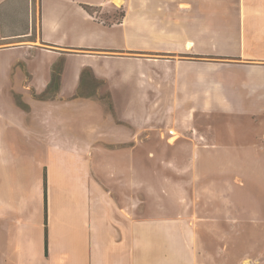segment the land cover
Masks as SVG:
<instances>
[{
	"label": "crops",
	"instance_id": "0c3cea01",
	"mask_svg": "<svg viewBox=\"0 0 264 264\" xmlns=\"http://www.w3.org/2000/svg\"><path fill=\"white\" fill-rule=\"evenodd\" d=\"M17 1L26 4L29 14L20 30L10 20ZM209 3L227 4L228 10L218 5L209 13ZM122 5V19L105 23L94 10L116 7L113 0H0V71L2 57L16 56L30 73L16 88L30 107L0 113V264H184L177 249L179 221L145 219L138 200L145 178L139 155L133 152L125 167L97 157L98 144L104 151L134 148L136 142L124 129L115 137L109 133L108 142H114L109 145L99 136H77L74 111L66 108L102 102L98 93L84 92L89 81L83 73L90 70L106 85L114 104L128 102L130 111L122 112V123L133 118L132 124L142 130L146 115L161 113L159 100H201L210 108L209 96L221 106L226 98L228 108H223L229 111L225 91L209 94L211 62L205 59H264V0H124ZM210 18L217 21L213 28ZM113 29L119 34L113 36ZM210 30L226 38L221 49L219 44L216 50L215 45L209 48ZM226 64L244 67L236 75L217 73L238 80V105L246 101L241 90L249 89L254 96L250 116H264V76H255L264 73V65ZM56 65L61 66L60 87L43 97ZM8 81L12 84L11 77ZM162 89L168 96L161 97ZM107 182L115 184L119 198L104 187Z\"/></svg>",
	"mask_w": 264,
	"mask_h": 264
},
{
	"label": "rangeland",
	"instance_id": "374dc122",
	"mask_svg": "<svg viewBox=\"0 0 264 264\" xmlns=\"http://www.w3.org/2000/svg\"><path fill=\"white\" fill-rule=\"evenodd\" d=\"M233 4L230 3L231 8L236 7V3ZM113 5L116 7L95 9L94 15L105 23L120 21L124 6H119L114 0ZM218 5L220 7L221 4ZM218 5L209 3L208 12L218 9ZM12 6L11 26L20 30L26 26L27 6L23 1H17ZM227 7V4L221 5V10H228ZM209 22L212 28L217 25L212 18ZM119 31L113 29L109 32L114 36ZM210 32L209 48L215 45L213 49L216 50V44H219L221 49L226 38L223 34L216 35L213 30ZM247 44L250 47L248 38ZM253 48L263 49L262 46ZM148 55L171 57L167 53ZM187 57L196 59L193 54ZM205 60L211 62L209 94L225 91L229 97V111L224 106L226 98L221 106L214 103L216 97L209 96L210 108L204 107L201 100H159L161 113L151 117L146 115V111L142 130V126L132 124L133 118L129 117L132 122L128 119L125 120L127 123H122L120 115L130 111L128 102L118 100L114 104L106 85L92 74L85 76L89 84L84 92L98 93L102 102L79 103L66 110L74 111L72 118L77 136H99L104 145H109L114 143L108 142L109 133L112 131L115 137L124 129L136 142L137 147L134 148H106L104 151L98 144L97 157L107 161L112 159L125 167L130 166L133 152L139 155L144 163L145 178L143 198L138 200L145 208V219L179 221L177 249L184 264H264V116H250L254 114L253 101L250 100L254 96L249 89L241 90L240 96L246 101L239 106V95L235 90L238 80L236 82L231 76L220 78L221 75L217 74L224 71L236 75L244 68L226 63L264 65V59L214 55ZM10 62H15L13 69L7 67ZM29 76L26 65L21 61L17 63L16 56L2 57L0 113L30 107L16 91ZM255 76L260 78L264 73ZM9 77L12 84L8 81ZM217 78L221 81L217 82ZM240 78L243 77L240 75ZM154 95L157 94L150 93L151 97ZM160 95L163 98L168 96L167 89H162ZM144 105L150 108L151 102H144ZM116 107L119 108L118 113ZM239 108L246 111H239ZM102 110L108 114L112 111L113 117L108 114L103 117ZM22 119L21 125L24 123ZM171 128L178 135H173ZM104 187L112 189L110 191H113L115 199L119 198L113 182H107ZM158 241H155L156 249L160 248ZM159 254L158 250L156 256L160 257Z\"/></svg>",
	"mask_w": 264,
	"mask_h": 264
},
{
	"label": "trees",
	"instance_id": "16d2710c",
	"mask_svg": "<svg viewBox=\"0 0 264 264\" xmlns=\"http://www.w3.org/2000/svg\"><path fill=\"white\" fill-rule=\"evenodd\" d=\"M86 8L91 12L93 13V11L91 10V7L88 6V5H85ZM124 16V13L122 14V17ZM60 69H61V66L60 65H56L55 68H54V72H53V76H52V81L49 85V89L48 91H46L42 96L43 97H46L49 92L51 91H55L57 90L59 87H60ZM87 74H91V71L90 70H85L83 75L85 77V75ZM45 190H46V194H47V177L45 176ZM46 251L48 253V230L46 229Z\"/></svg>",
	"mask_w": 264,
	"mask_h": 264
},
{
	"label": "bare ground",
	"instance_id": "6f19581e",
	"mask_svg": "<svg viewBox=\"0 0 264 264\" xmlns=\"http://www.w3.org/2000/svg\"><path fill=\"white\" fill-rule=\"evenodd\" d=\"M119 6H121L124 3V0H114Z\"/></svg>",
	"mask_w": 264,
	"mask_h": 264
}]
</instances>
